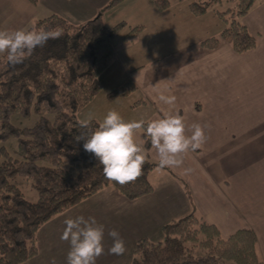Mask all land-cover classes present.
I'll return each instance as SVG.
<instances>
[{
	"label": "crops",
	"instance_id": "1",
	"mask_svg": "<svg viewBox=\"0 0 264 264\" xmlns=\"http://www.w3.org/2000/svg\"><path fill=\"white\" fill-rule=\"evenodd\" d=\"M189 1L183 5L179 0L159 11L147 0H125L110 9L125 8L116 18L103 10L107 28L120 22L127 26L113 36L114 59L99 81L107 93L128 80L136 85L134 92L119 98L135 100L133 106L125 103L120 108L125 119L135 110H146L141 115L145 121L164 111H179L187 134L193 122L205 126L206 142L184 153L182 165L169 167L175 176L153 170L149 195L128 201L107 187L54 216L37 231V255L23 264H51L52 258L65 264L68 242L60 235L66 216H93L104 225V252L96 264H130L135 241H161V227L187 214L204 218L224 237L251 229L264 262V0L241 20L257 38L256 48L243 54H236L227 41H220L215 49L203 48L200 42L218 35L221 28L198 25L199 18L188 11ZM90 4L91 0H39L36 5L29 0H0V28H29L51 14L80 24L99 12ZM79 5H89L91 18L80 13ZM135 26H142V31L125 39L129 27ZM158 92L175 95V104L155 99ZM102 118L98 114L96 121ZM137 138L141 140L140 131ZM155 155L151 147L148 156ZM110 229L125 241L120 255L108 251Z\"/></svg>",
	"mask_w": 264,
	"mask_h": 264
},
{
	"label": "trees",
	"instance_id": "2",
	"mask_svg": "<svg viewBox=\"0 0 264 264\" xmlns=\"http://www.w3.org/2000/svg\"><path fill=\"white\" fill-rule=\"evenodd\" d=\"M39 0H29L36 5ZM125 0H108L104 9H112ZM159 11L171 6V0H147ZM229 7L214 8L222 2ZM261 0H190L188 11L195 17L209 9L225 21L218 35L200 42L215 49L227 41L236 54L256 48L257 38L242 23ZM227 17V19H226ZM120 22L105 26L102 14L80 24L51 14L32 27L59 29L58 37L36 48L21 64L7 65L0 56V143L16 138L19 158L11 157L0 146V264H23L37 255L36 234L54 216L76 206L104 188H114L123 198L133 201L153 192L150 173L158 162L149 158L150 142L141 130L147 149L142 173L123 185L106 178L101 165L85 152L76 137L94 129L98 122L81 127L76 113L100 90L99 77L114 59L111 40L125 28ZM142 26L129 27L125 39L134 38ZM137 89L130 80L110 91V99L126 97ZM39 117L29 128L10 123L12 113ZM53 114V119L46 117ZM43 162V164H39ZM175 176L169 167L161 169ZM17 178L31 181L38 194L36 202L26 200L16 184ZM162 240L140 238L132 247L130 264H264L257 253V240L251 229H240L224 237L204 218L184 215L161 227Z\"/></svg>",
	"mask_w": 264,
	"mask_h": 264
},
{
	"label": "clouds",
	"instance_id": "3",
	"mask_svg": "<svg viewBox=\"0 0 264 264\" xmlns=\"http://www.w3.org/2000/svg\"><path fill=\"white\" fill-rule=\"evenodd\" d=\"M59 29L44 27L0 28V54H4L7 65L21 64L24 59L50 38L60 36ZM166 105L175 104L176 97L158 92L155 97ZM87 128L88 121L80 122ZM191 133H186L185 118L179 111H164L162 115L145 121L125 119L117 110L108 109L98 125L76 137L82 142V149L90 153L101 165L104 176L123 185L141 175L147 149L137 138V130H142L158 157V169L179 167L183 164V154L195 151L206 142L205 126L193 122ZM188 172L190 169H183ZM61 240L68 242L65 264H96V259L104 252V225L93 216H66L63 221ZM108 235L112 243L108 251L120 255L125 251V241L115 229ZM51 264H56L52 258Z\"/></svg>",
	"mask_w": 264,
	"mask_h": 264
},
{
	"label": "rangeland",
	"instance_id": "4",
	"mask_svg": "<svg viewBox=\"0 0 264 264\" xmlns=\"http://www.w3.org/2000/svg\"><path fill=\"white\" fill-rule=\"evenodd\" d=\"M87 1H90V0H87ZM182 1H183V5H184L189 0H182ZM105 2H106V0H91L90 5L95 6V8L97 7L98 9L100 8V10H101L102 7L105 4H107L108 1L106 3ZM171 3L173 4V7H174L176 3H180V2H179V0H171ZM181 6H182V4H179V7H181ZM80 7H82V6L79 5V8ZM104 7H103L102 11L99 10V12L97 14H99V13L102 14L103 10L104 11L110 10V9L105 10ZM228 7H229V4L227 2L223 1L220 5H216L214 8H217V10L223 12ZM124 9L121 8L120 10H110V12L106 13V16L110 17V18L111 17L116 18L115 15L118 14L119 12L123 11ZM80 13L84 14L86 16H89V18H91L92 14H93L89 5H84L81 8ZM73 15L74 14L71 15V18ZM198 18H199V20H197L198 25L210 27L211 29L213 28V30H217L219 27L222 28V27L226 26V24H227L225 21L219 19L216 14H214L213 9H209L205 13V15L199 16ZM226 19H227V17H226ZM85 20H87V19H85ZM72 22H74V21H72ZM113 26H115V25H113ZM117 44H118L117 41L113 42L114 48H117ZM108 93L103 91L102 87H101V90L84 107H82L78 111L77 116H79L80 121H83V120H81V118H86L85 120H87V121L92 120V118H94L96 120V116H98V114L103 117L104 114L106 113V111L110 108L117 110L122 116H124L125 110L122 112V111H120V108L126 107L127 105L125 103H127L128 106H133L132 104L135 100L132 101L130 99L128 100L127 98H126L127 100H120L119 98H116L118 100L110 99L107 96ZM145 112H146V110H135L133 113L128 114L127 117L129 119H141V115H144ZM46 117L48 119L52 120L53 114L48 113L46 115ZM38 118L39 117L31 109L27 115H22L20 113H12L10 115L9 120L13 126L22 129V128L32 127L37 122ZM139 131L141 132V130H137V132H139ZM1 145L5 147L6 151L8 152V154L11 157L19 158L18 153H17V140H16V138H9L6 141L0 143V146ZM150 159L158 162L157 155L151 156ZM2 161H3V157L0 156V164L2 163ZM39 164H43V162H39ZM16 184L19 187V189L21 190L22 195L26 200H28L30 202H36L37 201L38 194H37L36 190L32 187L31 181L24 179V178H17ZM227 264H232V263H227Z\"/></svg>",
	"mask_w": 264,
	"mask_h": 264
}]
</instances>
